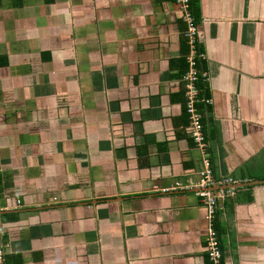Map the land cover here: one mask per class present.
Instances as JSON below:
<instances>
[{
    "label": "crops",
    "instance_id": "1",
    "mask_svg": "<svg viewBox=\"0 0 264 264\" xmlns=\"http://www.w3.org/2000/svg\"><path fill=\"white\" fill-rule=\"evenodd\" d=\"M193 1L205 154L173 0H0L8 264H210L205 159L223 264H264V0ZM175 182L190 190L160 193Z\"/></svg>",
    "mask_w": 264,
    "mask_h": 264
},
{
    "label": "built area",
    "instance_id": "2",
    "mask_svg": "<svg viewBox=\"0 0 264 264\" xmlns=\"http://www.w3.org/2000/svg\"><path fill=\"white\" fill-rule=\"evenodd\" d=\"M178 8L181 16V21L184 24V30L182 32L184 40L189 46V53L187 56V68L183 73L181 80L183 82L184 99H185V114L187 118V128L189 130V137L196 148L203 151L205 154L209 144L207 141V135L204 131L203 121L205 120V114L203 108L197 106L198 104H206L207 100L200 99L199 95L202 91L199 87L200 82H205L207 79V72L200 67L201 63H205L204 55L199 52L198 47V26L196 19L192 13L190 4L191 0H173ZM205 170L199 173L197 181L196 195L200 198V201L204 208H206L205 221L207 225V238L205 245V252L210 264H223V250L221 241L216 228L214 227V221L217 217V202L219 196L211 191V187L214 185V179L212 178V172L209 168V160L205 159ZM1 167V155H0V172ZM190 187L183 186L180 182H175L173 185L160 189V193L170 194L174 192L189 191ZM191 192H195L191 189ZM20 204V202H18ZM4 211L0 207V264H7V245L4 243L6 230L2 224L1 214Z\"/></svg>",
    "mask_w": 264,
    "mask_h": 264
},
{
    "label": "trees",
    "instance_id": "3",
    "mask_svg": "<svg viewBox=\"0 0 264 264\" xmlns=\"http://www.w3.org/2000/svg\"><path fill=\"white\" fill-rule=\"evenodd\" d=\"M190 7H191L192 13H193V15H194V17L196 19V22H197V19L199 17L198 6H197V4H195V2L193 0H191ZM183 54L184 55L187 54V49L186 48H184ZM178 63H179V67L181 66V68H179L180 72H181V74H183L186 71V68H187V64H186L185 58H181ZM204 65H205L204 63H201L200 67L202 69H204ZM199 87H201V89H202L200 94L205 96V98L209 97V94H208V91H207V83H206V81L205 82H200L199 83ZM197 106H200V108H203V109L204 108L208 109V107L205 104H201L200 103ZM203 125L206 128V124L204 123V121H203ZM205 128H204V131H205V134H206V129Z\"/></svg>",
    "mask_w": 264,
    "mask_h": 264
},
{
    "label": "rangeland",
    "instance_id": "4",
    "mask_svg": "<svg viewBox=\"0 0 264 264\" xmlns=\"http://www.w3.org/2000/svg\"><path fill=\"white\" fill-rule=\"evenodd\" d=\"M261 147V146H260ZM259 150H261L260 153H262V155L264 156V147H261ZM264 158V157H263ZM264 166L262 165L261 168H263ZM246 175H248V172L246 173Z\"/></svg>",
    "mask_w": 264,
    "mask_h": 264
},
{
    "label": "water",
    "instance_id": "5",
    "mask_svg": "<svg viewBox=\"0 0 264 264\" xmlns=\"http://www.w3.org/2000/svg\"><path fill=\"white\" fill-rule=\"evenodd\" d=\"M254 183H257V182H254ZM259 183V182H258ZM246 183H241V185H245ZM246 186H250V185H246ZM212 189V187L210 188Z\"/></svg>",
    "mask_w": 264,
    "mask_h": 264
},
{
    "label": "clouds",
    "instance_id": "6",
    "mask_svg": "<svg viewBox=\"0 0 264 264\" xmlns=\"http://www.w3.org/2000/svg\"><path fill=\"white\" fill-rule=\"evenodd\" d=\"M2 216V215H1ZM8 264V263H7Z\"/></svg>",
    "mask_w": 264,
    "mask_h": 264
}]
</instances>
